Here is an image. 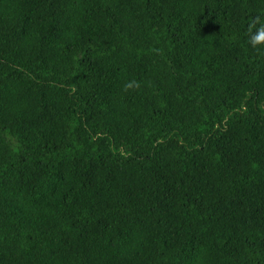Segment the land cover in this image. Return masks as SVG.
Instances as JSON below:
<instances>
[{
  "label": "trees",
  "instance_id": "1",
  "mask_svg": "<svg viewBox=\"0 0 264 264\" xmlns=\"http://www.w3.org/2000/svg\"><path fill=\"white\" fill-rule=\"evenodd\" d=\"M264 0H0V264H264Z\"/></svg>",
  "mask_w": 264,
  "mask_h": 264
},
{
  "label": "clouds",
  "instance_id": "2",
  "mask_svg": "<svg viewBox=\"0 0 264 264\" xmlns=\"http://www.w3.org/2000/svg\"><path fill=\"white\" fill-rule=\"evenodd\" d=\"M262 31V35L260 37H257L253 42L254 43H258L260 41V39L264 38V29L261 30Z\"/></svg>",
  "mask_w": 264,
  "mask_h": 264
}]
</instances>
